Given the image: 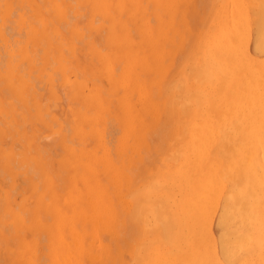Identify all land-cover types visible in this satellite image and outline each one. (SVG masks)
I'll return each mask as SVG.
<instances>
[{
	"label": "bare ground",
	"instance_id": "6f19581e",
	"mask_svg": "<svg viewBox=\"0 0 264 264\" xmlns=\"http://www.w3.org/2000/svg\"><path fill=\"white\" fill-rule=\"evenodd\" d=\"M4 259L264 264V0H0Z\"/></svg>",
	"mask_w": 264,
	"mask_h": 264
},
{
	"label": "rangeland",
	"instance_id": "374dc122",
	"mask_svg": "<svg viewBox=\"0 0 264 264\" xmlns=\"http://www.w3.org/2000/svg\"><path fill=\"white\" fill-rule=\"evenodd\" d=\"M0 264H20V263L17 260H14V259H4V260L1 261Z\"/></svg>",
	"mask_w": 264,
	"mask_h": 264
}]
</instances>
